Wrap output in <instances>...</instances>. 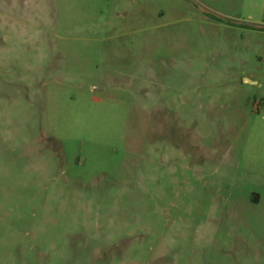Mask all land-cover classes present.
I'll return each instance as SVG.
<instances>
[{
  "label": "rangeland",
  "instance_id": "obj_1",
  "mask_svg": "<svg viewBox=\"0 0 264 264\" xmlns=\"http://www.w3.org/2000/svg\"><path fill=\"white\" fill-rule=\"evenodd\" d=\"M0 264H264V0H0Z\"/></svg>",
  "mask_w": 264,
  "mask_h": 264
}]
</instances>
